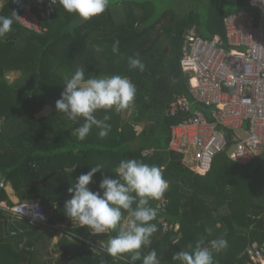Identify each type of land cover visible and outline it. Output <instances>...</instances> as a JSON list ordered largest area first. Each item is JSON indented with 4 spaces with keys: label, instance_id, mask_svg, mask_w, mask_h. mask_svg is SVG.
Here are the masks:
<instances>
[{
    "label": "trees",
    "instance_id": "1",
    "mask_svg": "<svg viewBox=\"0 0 264 264\" xmlns=\"http://www.w3.org/2000/svg\"><path fill=\"white\" fill-rule=\"evenodd\" d=\"M249 1L109 0L108 9L88 21L47 2L31 9L39 31L24 28L19 20L13 24L0 39V203L16 205L5 188L10 184L19 203L42 205L46 221L32 223L0 207V264H130L129 254L110 257L105 251L116 231L104 236V246L98 245L97 235L65 215L64 204L71 198L68 188L92 166L103 165L89 185L97 191L103 176L115 178L119 162L133 158L161 167L169 182L166 207L159 209L160 200L150 201L158 209L153 221L158 231L143 254L155 249L160 264H177L173 254L190 251L188 245L203 236L206 242L228 241L226 250L214 253L216 264H248L242 255L264 244V154L247 165L233 161L228 152L219 154L201 176L186 166L183 154L169 150V143L172 128L192 116L171 115L176 96L190 99L189 79L181 67L185 33L196 27L205 39H224L225 19L251 9ZM13 12L20 17L12 0H0V15ZM117 39L121 55L112 53ZM97 46L102 50L96 51ZM137 53L144 72L128 66L127 58ZM80 67L86 78L120 74L136 86L130 110L96 113L99 119L111 117L104 139L93 127L79 140L75 130L83 120H70L56 109L65 77ZM12 72L21 76L9 82L6 75ZM47 107L53 111L38 117ZM128 218L125 212L124 220ZM161 220L174 228L164 232ZM58 234L57 258L48 262Z\"/></svg>",
    "mask_w": 264,
    "mask_h": 264
},
{
    "label": "built area",
    "instance_id": "2",
    "mask_svg": "<svg viewBox=\"0 0 264 264\" xmlns=\"http://www.w3.org/2000/svg\"><path fill=\"white\" fill-rule=\"evenodd\" d=\"M47 2L53 4L52 0H12L20 24L37 31L40 27L32 6ZM249 5L251 9L225 19L224 39H205L196 27L184 35L181 67L189 79L192 99L176 96L171 115L182 112L192 116L172 128L169 150L183 154L186 166L201 176L211 170L216 156L231 147L235 149L230 158L243 165L264 154V0H250ZM194 106L207 112L193 110ZM189 157L191 164L187 165ZM165 207L162 198L159 209ZM6 210L32 223L46 221L39 202L16 203ZM160 222L164 232L174 228ZM245 256L248 264H264V244L249 247Z\"/></svg>",
    "mask_w": 264,
    "mask_h": 264
},
{
    "label": "clouds",
    "instance_id": "3",
    "mask_svg": "<svg viewBox=\"0 0 264 264\" xmlns=\"http://www.w3.org/2000/svg\"><path fill=\"white\" fill-rule=\"evenodd\" d=\"M53 4L57 0H52ZM59 5L70 13L76 14L82 21H88L103 14L109 7V0H58ZM20 17L13 12L11 16L0 15V39L12 31L13 24ZM102 49L97 46L96 51ZM112 53L120 54V41L112 44ZM130 69L144 72L146 65L139 53L127 58ZM64 90L56 101L58 113L68 119L83 123L75 130L79 140H85L93 127L99 129L98 136L104 139L111 131L108 121L110 115L103 119L96 113L115 111L120 113L134 106L137 89L127 76L113 74L98 77L89 75L86 69L77 68L70 76L65 77ZM103 165L96 164L90 171L78 176L68 188L71 198L64 204V213L80 226H86L91 234H117L107 240L105 251L110 257L127 256L130 264H160L157 251L151 249L142 253L151 244V237L158 231L156 221L158 209L150 201H159L169 188V182L163 176V170L157 165H149L137 159L121 160L113 170L115 178L103 176L99 190L92 191L89 185L97 172H102ZM132 219L124 220V213ZM126 225V226H125ZM190 251L181 250L172 256L177 264H216L214 253L228 248V241L223 238L206 242L200 237L195 244H189Z\"/></svg>",
    "mask_w": 264,
    "mask_h": 264
},
{
    "label": "rangeland",
    "instance_id": "4",
    "mask_svg": "<svg viewBox=\"0 0 264 264\" xmlns=\"http://www.w3.org/2000/svg\"><path fill=\"white\" fill-rule=\"evenodd\" d=\"M165 49H166V52H167V51H168V47H167L166 45H165ZM20 76H21L20 73H18V72H12V73H8V74L6 75V78L9 80V82H14L16 79L20 78ZM191 99H192V98L190 97L189 100L191 101ZM52 111H53L52 108L47 107V109H45V111H44L43 113L39 114L38 117L44 116V115H46V114H48V113H51ZM138 130L140 131L141 128H139ZM234 149H235L234 147H231V148L228 150V155H230V154L234 151ZM186 163H187V165L191 164V163H190V157L186 159ZM3 206H5V205H3ZM5 207H6V206H5ZM130 221H131V219H130ZM104 235H105V234H104ZM51 243H52V242H51ZM103 244H104V243H103L102 240L98 243V245H100V246H104ZM49 250H50V253H51V254H50L49 256L46 257V260H47L48 262H50L51 260H55V259L57 258V254H56V252L58 251V239H57L56 241H54L53 244H51Z\"/></svg>",
    "mask_w": 264,
    "mask_h": 264
},
{
    "label": "crops",
    "instance_id": "5",
    "mask_svg": "<svg viewBox=\"0 0 264 264\" xmlns=\"http://www.w3.org/2000/svg\"><path fill=\"white\" fill-rule=\"evenodd\" d=\"M4 180H3V178L0 176V187H1V183L3 182ZM5 188H6V190H7V194H8V196H9V198H10V200L14 203V204H16V203H19L20 201H19V199H18V197L16 196V194H15V192H14V190H13V188H12V186L10 185V184H6L5 185ZM3 205H5V206H3ZM0 207L1 208H3L4 210H6V208L8 207L7 206V204L6 203H0ZM126 221H128V222H130V218H128ZM126 226V225H125ZM35 234V233H34ZM28 236L29 235H33V234H27ZM106 235V234H105ZM104 234H98L97 236V243H99L101 240L103 241V243L105 242L104 241V236H105ZM62 237V235L61 234H58L57 236H55V238L53 239V241H52V243L51 244H53V242L54 241H56L57 239H58V241H59V239ZM71 239V238H70ZM71 242H75L74 240H72ZM51 244H50V246H51ZM104 245V244H103Z\"/></svg>",
    "mask_w": 264,
    "mask_h": 264
},
{
    "label": "water",
    "instance_id": "6",
    "mask_svg": "<svg viewBox=\"0 0 264 264\" xmlns=\"http://www.w3.org/2000/svg\"><path fill=\"white\" fill-rule=\"evenodd\" d=\"M244 255H245V253L242 256H244Z\"/></svg>",
    "mask_w": 264,
    "mask_h": 264
}]
</instances>
